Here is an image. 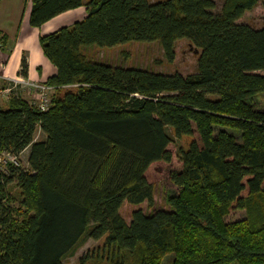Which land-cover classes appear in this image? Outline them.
Returning a JSON list of instances; mask_svg holds the SVG:
<instances>
[{
    "label": "trees",
    "instance_id": "1",
    "mask_svg": "<svg viewBox=\"0 0 264 264\" xmlns=\"http://www.w3.org/2000/svg\"><path fill=\"white\" fill-rule=\"evenodd\" d=\"M257 4L223 0L213 12L214 0H31L34 27L81 5L86 14L39 35L56 68L44 82L49 107L19 93L0 104V154L19 162L27 150L26 167L0 163V264H64L81 241L101 237L78 264H161L167 254L170 264H264V107L251 102L264 93V23L237 22ZM181 38L200 49L187 75L84 53L156 41L170 63ZM26 67L23 57L21 74ZM183 136L180 168L168 174L175 190L165 207L143 210L154 192L146 170L169 163ZM240 208L245 218L224 222Z\"/></svg>",
    "mask_w": 264,
    "mask_h": 264
},
{
    "label": "rangeland",
    "instance_id": "2",
    "mask_svg": "<svg viewBox=\"0 0 264 264\" xmlns=\"http://www.w3.org/2000/svg\"><path fill=\"white\" fill-rule=\"evenodd\" d=\"M149 2H156L159 0H148ZM215 8L213 12H218L221 8L223 0H214ZM264 0H258V4L252 7L250 10L244 12V14L237 20L239 23H245L251 27L259 28L264 23ZM175 57L170 63L166 62L162 50L156 41H129L122 44H117L112 47H96L91 46L84 49L86 56L92 60H97L105 63H109L114 66H137L143 69H149L151 71H159L162 73H180L187 75L196 71V60L200 52L191 41L187 38H181L174 43ZM256 73L264 74V70L256 71ZM252 104L257 108L264 107V93L257 94L252 99ZM217 127H215V130ZM231 132L236 138L238 133ZM169 135L173 136L170 128H167ZM44 135L41 131L37 130L35 133V139H43ZM174 138L172 144L169 145L170 150L173 152L172 160L169 163L157 162L151 164L146 170V178L149 182L153 183V202L151 207H147L145 203H142L143 210H152L163 208L166 206L165 198L169 193H173L175 186L171 184L168 179V174L171 170H177L180 168V162L175 157L177 147H185L190 137L183 136L181 138ZM3 157H9L6 152L0 154ZM18 165L22 167L27 166V150H23L19 155ZM14 192L15 190L11 188ZM133 207L124 204L120 213L125 220H129L130 213ZM245 209H235L223 216L224 222H232L245 218ZM103 245V238L93 240L86 238L81 241L75 248L72 254L64 259V264H78L79 258L88 254V256L96 254L98 249ZM172 254L164 256L161 264H170L172 260ZM92 261L88 260V263ZM230 264H236L232 262Z\"/></svg>",
    "mask_w": 264,
    "mask_h": 264
},
{
    "label": "crops",
    "instance_id": "3",
    "mask_svg": "<svg viewBox=\"0 0 264 264\" xmlns=\"http://www.w3.org/2000/svg\"><path fill=\"white\" fill-rule=\"evenodd\" d=\"M31 0H0V104L10 96L4 89L5 78L21 76L44 83L55 73V66L44 56L39 44V35L71 26L82 19L85 6L68 9L44 22L39 27L29 24ZM26 61V72L21 74L22 58ZM4 91V92H3ZM26 100L34 102L31 91L19 90Z\"/></svg>",
    "mask_w": 264,
    "mask_h": 264
},
{
    "label": "built area",
    "instance_id": "4",
    "mask_svg": "<svg viewBox=\"0 0 264 264\" xmlns=\"http://www.w3.org/2000/svg\"><path fill=\"white\" fill-rule=\"evenodd\" d=\"M2 78V76H0ZM7 86L4 89L9 95L18 94L19 90L31 91L33 93L34 103L40 110H46L50 105V97L48 93L53 90L52 86H49L42 82L33 81L30 79L23 78L21 76L13 78H5ZM3 91V92H4ZM9 157H1V165H5L7 162L18 164L16 157L9 152H6Z\"/></svg>",
    "mask_w": 264,
    "mask_h": 264
}]
</instances>
